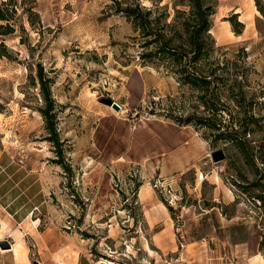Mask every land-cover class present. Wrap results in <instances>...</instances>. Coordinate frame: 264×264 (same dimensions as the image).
<instances>
[{"label":"rangeland","instance_id":"obj_1","mask_svg":"<svg viewBox=\"0 0 264 264\" xmlns=\"http://www.w3.org/2000/svg\"><path fill=\"white\" fill-rule=\"evenodd\" d=\"M4 1L16 13L12 30L0 29V244L10 245H0V264L79 254L90 264H150L136 236L155 234L151 264L264 260V217L250 196L264 183V0H205L208 53L183 65L197 80L212 72L207 86L184 83L172 56L146 45L113 0ZM141 5L160 25L174 15L171 0ZM41 67L55 103L49 122ZM211 108H223L225 125L248 123L252 160L219 135L231 129ZM217 149L224 159L215 162Z\"/></svg>","mask_w":264,"mask_h":264},{"label":"trees","instance_id":"obj_2","mask_svg":"<svg viewBox=\"0 0 264 264\" xmlns=\"http://www.w3.org/2000/svg\"><path fill=\"white\" fill-rule=\"evenodd\" d=\"M5 0L4 2H6ZM134 5H121V0H113V2L118 4V11H123L125 15L132 19L137 30L140 31L143 37H146L147 40L144 42L146 45L154 43L158 52L164 51L170 54L173 60L179 65V72L181 80L184 83H190L196 85L199 81L204 86H207L210 82L209 79L212 77V72H200L201 78L197 80L196 72H187L185 66L187 62L196 61L205 59L208 49H206V44L208 43L209 29L211 27L210 16L212 14L211 5L207 4L205 0H171L174 5V15L169 22L164 21L163 25H160L159 18L160 14L157 17L151 19V14L155 11L152 10L149 6L141 5V0H134ZM152 3L161 1V0H149ZM178 2H185L187 10L177 9L176 6ZM10 12L16 13V6L11 5L9 9L5 10L0 7V20L4 21L5 24H0V29L9 28L12 30L11 15ZM165 16H168L165 13ZM164 30H173V33L176 34V37L180 40L176 44L173 42L172 37H166ZM0 45H3L0 43ZM190 53L191 56L186 58ZM3 54H0L2 56ZM38 78L42 84V95L46 101V106L40 109V112L46 117V121L49 122V118L54 115V100L50 96L49 86H47L44 81L42 67L39 70ZM205 97V96H204ZM204 107H209V101L205 99L203 102ZM223 109V108H222ZM221 108H211V110L219 111L218 116L220 117L218 127L219 128H228L230 131L222 133L220 131L219 135H224V138L227 141H232L237 147L240 148L241 153L244 155V158L249 161L254 157V153L249 151V148H245L243 141H247L245 138L246 133L249 131L247 126L248 123L238 124L236 126L229 121L225 125V120L223 119V112ZM208 110V109H207ZM248 120L253 123L257 120L253 115L247 116ZM179 121V119H178ZM51 131H54L53 125H50L49 128ZM238 134L242 135L239 136ZM243 139V140H242ZM253 151V150H252ZM262 165L264 166V156L259 157ZM260 180L264 181V173L260 175ZM258 192L256 194L250 195L253 200L259 202V206L262 208V216L264 217V183L259 182Z\"/></svg>","mask_w":264,"mask_h":264},{"label":"crops","instance_id":"obj_3","mask_svg":"<svg viewBox=\"0 0 264 264\" xmlns=\"http://www.w3.org/2000/svg\"><path fill=\"white\" fill-rule=\"evenodd\" d=\"M120 107H123V106L120 105ZM119 159L122 160L123 158L121 157ZM140 195H141V193H140ZM15 213H16V211H14L13 214H15ZM149 214L151 216V214H153V213H149ZM143 223L145 224L146 227L152 228V227L157 226L158 220L152 219L151 217H148V218H145L143 220ZM136 237L138 239L139 249L142 251L143 254L147 255L148 260L150 261V264H151V261L155 258L156 250L158 248L159 249L161 248L157 244L156 234L154 236H150L148 239L146 237H143L144 241L141 239V236H136ZM11 249L13 251V249H14L13 246L11 247ZM82 256L85 258V260L82 259ZM212 259H214V260H212V262H210V264H220V262L218 260H215L214 257ZM86 260H88V258L86 257L85 254H79L78 257L76 256L75 258L74 257L72 258L70 256L65 257L63 262L62 263L60 262L59 264H90V262L88 263ZM256 263L257 264H263L264 263V260H263L261 255H260V258H257Z\"/></svg>","mask_w":264,"mask_h":264},{"label":"water","instance_id":"obj_4","mask_svg":"<svg viewBox=\"0 0 264 264\" xmlns=\"http://www.w3.org/2000/svg\"><path fill=\"white\" fill-rule=\"evenodd\" d=\"M100 102L113 107L116 110L120 109V106L117 102H115L110 96H103L100 99ZM211 158L213 161L217 162L222 159H224V153L221 149L214 150L210 153ZM3 248H10V245L8 243H1L0 244Z\"/></svg>","mask_w":264,"mask_h":264},{"label":"built area","instance_id":"obj_5","mask_svg":"<svg viewBox=\"0 0 264 264\" xmlns=\"http://www.w3.org/2000/svg\"><path fill=\"white\" fill-rule=\"evenodd\" d=\"M138 114V112H134V115H137ZM153 186L155 187V188H162L163 187V180H159L158 178H156V179H154V181H153ZM172 200L170 201V203L172 204V202L174 201V203H175V199L174 198H171Z\"/></svg>","mask_w":264,"mask_h":264},{"label":"bare ground","instance_id":"obj_6","mask_svg":"<svg viewBox=\"0 0 264 264\" xmlns=\"http://www.w3.org/2000/svg\"><path fill=\"white\" fill-rule=\"evenodd\" d=\"M120 106V105H119ZM109 107H111V106H109ZM112 109H113V111L114 112H116V113H119V112H123L124 111V109H123V107H120V109L118 110V111H116V109H114L113 107H111ZM147 189V188H146ZM141 195H142V192H141ZM12 247V246H11ZM2 252H6V251H3V250H1ZM8 251H12V249H10V250H7V252Z\"/></svg>","mask_w":264,"mask_h":264}]
</instances>
